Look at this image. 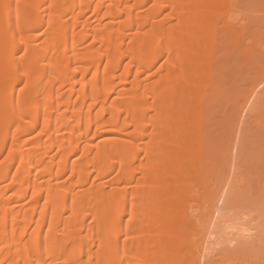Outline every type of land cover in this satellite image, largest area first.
I'll return each mask as SVG.
<instances>
[{
	"label": "bare ground",
	"instance_id": "bare-ground-1",
	"mask_svg": "<svg viewBox=\"0 0 264 264\" xmlns=\"http://www.w3.org/2000/svg\"><path fill=\"white\" fill-rule=\"evenodd\" d=\"M238 3L0 0V264H264L204 133Z\"/></svg>",
	"mask_w": 264,
	"mask_h": 264
},
{
	"label": "rangeland",
	"instance_id": "rangeland-1",
	"mask_svg": "<svg viewBox=\"0 0 264 264\" xmlns=\"http://www.w3.org/2000/svg\"><path fill=\"white\" fill-rule=\"evenodd\" d=\"M235 1L239 3L237 7H231L232 15L241 18L237 30H244L245 35L241 39L227 37L220 42L215 68L221 78V87L205 106L204 133L208 152L216 149L214 156L218 164L214 163L219 166L215 165L214 168L219 169L220 184L225 183L228 188L231 181L234 188L231 184L230 191L233 192L243 186L244 196L238 202H231L224 211L231 209L230 212L236 213L237 210V215H242L243 221L251 220V224H256L258 219L264 220V206L258 205L257 200L264 192V0ZM254 92H258L257 109L244 110ZM235 164L242 168L237 170L239 176L236 173L238 181ZM248 195L257 203H249L246 199ZM224 248L216 247L219 257L214 258L216 263L214 261L213 264H251L255 261L254 256L248 254L246 261L239 258L245 263H239V256ZM233 256L237 258L234 260Z\"/></svg>",
	"mask_w": 264,
	"mask_h": 264
}]
</instances>
